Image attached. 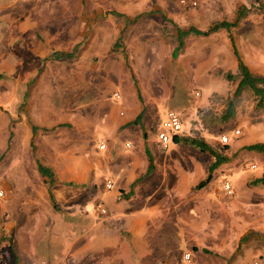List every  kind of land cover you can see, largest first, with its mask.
<instances>
[{"label": "rangeland", "instance_id": "374dc122", "mask_svg": "<svg viewBox=\"0 0 264 264\" xmlns=\"http://www.w3.org/2000/svg\"><path fill=\"white\" fill-rule=\"evenodd\" d=\"M17 2L20 6H41L40 0ZM122 3L131 6L124 10ZM83 5L91 10L92 16L86 22L87 39L70 51L76 49L73 57L59 61L50 59V55L43 60L31 55L29 60L33 64L23 66L36 73L27 91L35 85L39 92L31 98L30 104L27 96H21L18 112L35 113L40 122L35 125L36 138L63 136L69 141L62 144L64 152L86 156L95 163L98 172L104 173V180L110 179L114 186L115 168L126 165L134 154L145 156L147 150L153 158L157 155L155 169L165 170L172 184L180 180L182 171L193 173L196 161L205 169L203 180L215 160L210 153L190 145H175L174 141L165 149L159 142L158 133L163 129L167 113L178 110L184 119L180 136L202 138L229 157V161L213 171L207 188L194 198L195 208L187 210L178 202L169 210L161 206L157 214H151L149 231H146L151 253L141 257L128 242L130 252L126 250L120 255L119 243L115 248L108 246L107 237L103 236L99 240H82L83 249L90 253V257L84 258L87 260L84 264H168V260L171 264H207L206 257L222 263L224 260L225 264H264L262 229L249 230L242 242L237 239L235 246L227 248L224 259L223 250L213 253L202 248L198 252L200 245L196 242L207 233H216L213 223H219L220 228L226 230L223 226L229 222L223 223V208L230 199L254 196L264 203V185L245 186V178L247 184L252 185L251 180L264 175V153L244 148L264 142V105L257 106L256 96L246 90L237 100L235 116L228 121L222 118L237 86V81L226 78L228 72H237L238 65L230 34L243 61L253 72L264 74V0H84ZM51 7L49 18L59 23L60 18H55L53 13L56 4ZM242 10L244 16L231 33L221 29L208 36L188 35L183 49L174 55L178 27L186 29L193 25L206 29L217 21L233 22ZM36 19L43 24L42 16ZM17 35L37 40L33 30ZM19 44L25 45L24 42ZM116 92L119 98L115 97ZM135 106L139 113L143 112L140 124L128 123L117 129L113 121L107 131L110 112L114 110L117 118L126 119ZM5 114L12 118L11 108L5 109ZM43 119L48 125L41 123ZM54 120L57 123L50 127ZM237 130L240 133L237 134ZM6 134L0 130V137ZM223 135L228 137L227 143L221 141ZM71 139L78 140L79 146L69 145ZM101 144H105L106 149H101ZM32 145V151L36 152L37 146ZM65 158L67 163L72 162L69 157ZM98 158L104 167H100ZM225 182L230 183L232 194L225 189ZM0 189L8 194L2 181ZM0 201L5 202V199ZM137 201L134 199L126 205L134 206ZM206 201L213 208L208 207ZM144 207L135 208L143 210ZM91 210L90 227L96 226L91 225L94 213L108 214V207L102 202ZM91 210L82 212L91 213ZM187 213L199 221L185 223ZM200 221L204 223L200 225ZM231 230L241 233L242 224L237 222ZM185 253H190L193 260L185 259Z\"/></svg>", "mask_w": 264, "mask_h": 264}, {"label": "crops", "instance_id": "0c3cea01", "mask_svg": "<svg viewBox=\"0 0 264 264\" xmlns=\"http://www.w3.org/2000/svg\"><path fill=\"white\" fill-rule=\"evenodd\" d=\"M5 1L8 0H0V3ZM17 1L0 5V74L5 75V78L0 76V130L7 133L5 137H0V156L3 150L7 151L0 160V181L8 192L0 197L5 199V202L0 201V264H84L87 261L84 258L90 257V253L83 249L85 240H99L103 236L107 237L108 246L115 248L119 243L120 255H124L126 250L130 252L128 242L141 257L148 255L152 252L146 233L151 214H157L161 206L169 210L178 202L187 210L195 208L194 198L209 185L196 188L204 175V167L196 161L193 173L182 171L180 180L172 184L167 172L158 167L147 175L148 155L134 154L126 165L115 168V186L108 189L104 173L98 172L93 161L75 152L69 153V156L62 150V144L69 142L63 136L41 135L36 138L34 127L37 130L35 125L40 122H37L35 113L29 111L25 115L18 112L21 96H27L30 104L31 98L34 99L39 92L35 85V89L27 91L28 83L36 73L25 70L23 66L33 64L29 60L31 55L43 60L55 51L70 52L83 43L89 30L86 22L92 12L89 8L85 9L84 0H65L63 3L60 0H40V7L20 6ZM54 4L53 13L55 18H60L59 23L49 18ZM122 4L124 10L131 6L129 3ZM38 15L42 16V25L36 19ZM32 30L36 31V41L24 35ZM19 32L24 39L17 35ZM23 42L25 45L21 46L19 43ZM9 108L12 118L5 114V109ZM139 112L135 106L133 113L122 119L117 118L113 110L105 126L107 131L113 121L117 129L130 124ZM46 121L41 123L48 125ZM56 123L54 120L50 127ZM77 143L78 140L71 139L69 145L79 146ZM32 144L37 146L36 152L32 151ZM66 156L72 159L71 163H67ZM154 158L158 162L156 154ZM97 161L100 167H104L99 158ZM39 163L53 172V180L40 172ZM139 178L140 181L133 186ZM245 186H253L247 184V178ZM168 188H172L174 194ZM167 189L168 192H165ZM134 199L138 200L136 205H126ZM99 202L108 207V214L94 213L91 225L96 226L90 227L88 218L93 212L91 209ZM206 202L208 207L213 208L209 201ZM140 204L145 209L135 208ZM89 208L91 213L82 212ZM204 215L207 216L206 212ZM184 217L185 223L199 221L189 213ZM225 221L229 222V225L223 226L226 230H222L219 223H213L216 233L197 238L196 242L200 245L198 252L202 248L213 253L223 250L224 259L227 248L235 246L237 239L240 242L249 230H264V203L254 196L252 199H230L223 208V223ZM237 222L242 224L241 233L231 230ZM204 259L207 264H225L224 260L222 263L207 257ZM190 260H193L192 255ZM168 264H171L170 260Z\"/></svg>", "mask_w": 264, "mask_h": 264}, {"label": "trees", "instance_id": "16d2710c", "mask_svg": "<svg viewBox=\"0 0 264 264\" xmlns=\"http://www.w3.org/2000/svg\"><path fill=\"white\" fill-rule=\"evenodd\" d=\"M243 16H244V11L242 10L241 12H239L238 18L235 21L233 22L228 21V20L217 21L206 29H200L193 25L189 26L186 29L178 27L177 36H176L178 45L174 50V55H177L183 49L185 38L188 35L208 36L221 29H225L227 32L231 33V30L235 26H237L240 18H242ZM230 38L232 41L233 51L237 58L238 65H237V72L236 73L228 72L226 74V78L229 81H234V82L237 81V86L234 90L233 96L229 98L226 110L222 115V118L224 121H228L230 118H233L235 116L237 100L246 90L252 91L253 94L256 96L257 106L261 107L264 105V74L255 73L251 70V68L241 58L239 51L237 49V46L235 44V41H234V37L231 34H230ZM75 51L73 52L55 51L52 54H50L49 58L52 60L72 58ZM142 116H143V112L139 113L136 119L131 123L140 124ZM34 130H36V127H34ZM173 141L177 144L194 146L202 152L210 153L215 158L214 162L212 163L209 169V175L206 176L205 179L201 180L197 184L196 186L197 189H202L203 187L207 186L213 178V171L221 164L229 161L228 156H225L224 154L217 151L215 148H213L208 142H206L202 138L176 135L174 136ZM244 148L250 151H257L260 153H264V142H256L253 144H249V145L244 146ZM147 154L149 157V167L147 171V175H148L154 171L155 163H154L153 155H151V153L148 150H147ZM3 156L4 154L0 156V160L2 159ZM39 170L44 176H49L53 180L54 174L49 168L39 163ZM140 179L141 178L137 179V181L133 184V186L136 185V183H138ZM250 183L252 185H264V175L251 180ZM245 237L246 236H243L240 241L242 242ZM207 252H210V251L208 250Z\"/></svg>", "mask_w": 264, "mask_h": 264}, {"label": "built area", "instance_id": "2783aa9c", "mask_svg": "<svg viewBox=\"0 0 264 264\" xmlns=\"http://www.w3.org/2000/svg\"><path fill=\"white\" fill-rule=\"evenodd\" d=\"M184 2V1H183ZM193 5H196V2H193ZM120 94L118 92L115 93V97L119 98ZM184 131V119L182 116L181 111L176 110H170L167 113L166 119L163 121V129L160 130L158 133V139L161 144V146L165 149L170 147V143L173 141L174 136L181 135ZM240 133L239 130H237V134ZM221 141L224 143H227L229 141L228 137L226 135H223L221 138ZM101 148H105V144L100 145ZM225 189L228 191V193L232 194L231 191V185L228 182H225L224 184ZM106 187L108 189L113 188V182L111 180H107ZM4 196V190L0 189V197ZM102 211H105V209L101 206ZM185 258L190 260L191 255L189 253L185 254Z\"/></svg>", "mask_w": 264, "mask_h": 264}]
</instances>
